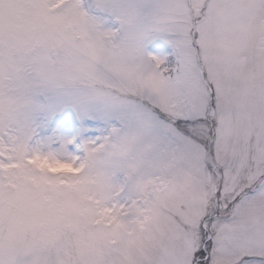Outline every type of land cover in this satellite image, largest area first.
<instances>
[{
	"label": "snow or ice",
	"instance_id": "snow-or-ice-1",
	"mask_svg": "<svg viewBox=\"0 0 264 264\" xmlns=\"http://www.w3.org/2000/svg\"><path fill=\"white\" fill-rule=\"evenodd\" d=\"M0 264H264V0H0Z\"/></svg>",
	"mask_w": 264,
	"mask_h": 264
}]
</instances>
